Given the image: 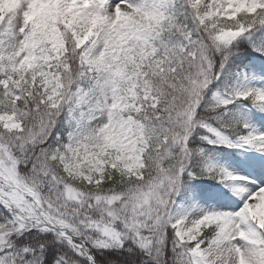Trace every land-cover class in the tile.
<instances>
[{
    "label": "snow or ice",
    "instance_id": "1",
    "mask_svg": "<svg viewBox=\"0 0 264 264\" xmlns=\"http://www.w3.org/2000/svg\"><path fill=\"white\" fill-rule=\"evenodd\" d=\"M0 264H264V0H0Z\"/></svg>",
    "mask_w": 264,
    "mask_h": 264
}]
</instances>
